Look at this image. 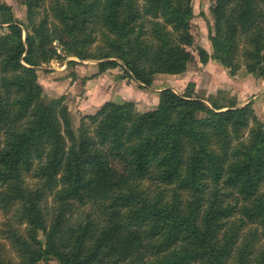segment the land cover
Listing matches in <instances>:
<instances>
[{"label":"trees","instance_id":"1","mask_svg":"<svg viewBox=\"0 0 264 264\" xmlns=\"http://www.w3.org/2000/svg\"><path fill=\"white\" fill-rule=\"evenodd\" d=\"M23 1L27 26L0 0V207L26 225L11 229L19 259L0 248V264H264V124L253 102L165 88L151 110L107 101L75 127L65 96L47 100L39 82L42 64L61 57L56 39L66 57L97 59L99 73L121 67L141 86L185 73L193 0ZM211 13L202 64L264 78V0H214Z\"/></svg>","mask_w":264,"mask_h":264},{"label":"rangeland","instance_id":"2","mask_svg":"<svg viewBox=\"0 0 264 264\" xmlns=\"http://www.w3.org/2000/svg\"><path fill=\"white\" fill-rule=\"evenodd\" d=\"M2 1L12 7L14 16L18 21L25 26L28 25L27 7L23 0ZM213 2L214 0H193L192 33L195 37V44L192 49L196 58L190 63L185 73L177 74L181 75L180 77L163 78V76H168V74L160 73L155 75L152 86H141L139 82L125 77V72L121 67L109 68L105 72L99 73V60L97 59L83 60L77 57H66L67 53L62 49L59 40L56 39L53 46L58 48L57 51L61 57L48 63H43L38 69L39 82L44 87L45 98L50 100L65 96L64 102L72 113L75 127L80 125L85 115L95 113L107 101L119 103L133 101L139 111L151 110L158 106L161 91L165 88H170L167 87L170 85L174 86L173 89L178 93H189L187 88L190 86V88H194V95L202 99L206 100L215 94V96L220 98L224 97L225 103H230L235 99L237 104H239L237 92H239L238 89H243L240 88L241 84L230 80L220 65L213 66L209 64L211 60L207 64H202L198 55V46L212 50L209 36L214 31V19L211 13ZM46 9V6L39 9V18L44 15L45 11L43 10ZM4 21L5 16L0 12V35L8 32ZM97 44L99 45L100 41L93 48H96ZM69 60L75 61L69 63ZM227 74L230 75L229 71ZM238 74L244 78L249 74L244 64ZM242 85L246 87L245 84L242 83ZM219 90H224L225 95L218 94ZM251 92L244 93L246 94L244 101L251 99L249 102H253L257 117L264 124V98L259 99L261 95L259 91H255L254 94H251ZM254 101L257 102L255 103ZM251 126L253 127V124ZM250 129L251 127L245 130V137L249 135ZM114 165L117 166V163H114ZM27 180L31 187L38 184V179L32 175L27 176ZM48 201L49 205L52 206L55 203L54 196L50 195ZM76 206L74 218L80 215L77 212L80 207ZM88 206L90 205L82 206L81 208L84 211L89 210ZM15 212L16 209L4 210L0 207V248L4 249V254L7 257L17 260L19 258L12 242L11 229L17 230L24 235L26 225L18 223ZM41 238L44 239L42 234ZM39 264L46 263L41 261Z\"/></svg>","mask_w":264,"mask_h":264},{"label":"crops","instance_id":"3","mask_svg":"<svg viewBox=\"0 0 264 264\" xmlns=\"http://www.w3.org/2000/svg\"><path fill=\"white\" fill-rule=\"evenodd\" d=\"M208 51H210L211 52V50H208ZM209 64H212L213 66L214 65H216V66H221V67H223L221 64H219L217 61H215V60H211L210 62H209ZM223 69V71L226 73V75L228 76V78L230 79V80H232V81H237L238 83H240L241 84V87L240 88H243L242 90H239L238 89V91L239 92H237V94L239 95V104L238 105H244V104H246L247 102H249V101H251V99H249V100H246V101H244V98H245V95L246 94H244V93H247L248 91H252L251 92V94H254V92L255 91H259V94H261L260 95V98L259 99H262V98H264V78H258V77H256V76H251L250 75V73L249 74H247L246 75V77L244 78V77H242L240 74H237V75H235V76H231V75H228L227 74V72H228V70L225 68V67H223L222 68ZM253 75V74H252ZM181 75H170V74H168V76H163V78H176V77H180ZM253 81V82H252ZM242 83L243 84H245V86L246 87H244L243 85H242ZM164 87V86H163ZM167 87H170V88H174V86L172 87L171 85L170 86H167ZM236 92V91H235ZM257 96V95H256ZM254 98H256V97H254ZM258 99V100H259ZM257 100V101H258ZM256 101V102H257ZM255 102V101H254ZM255 102V103H256Z\"/></svg>","mask_w":264,"mask_h":264}]
</instances>
